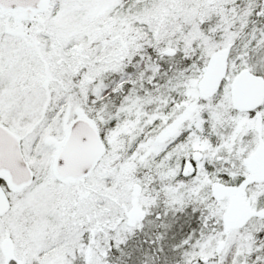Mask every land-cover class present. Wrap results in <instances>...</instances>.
Wrapping results in <instances>:
<instances>
[{
  "label": "snow or ice",
  "instance_id": "obj_1",
  "mask_svg": "<svg viewBox=\"0 0 264 264\" xmlns=\"http://www.w3.org/2000/svg\"><path fill=\"white\" fill-rule=\"evenodd\" d=\"M0 264H264V0H0Z\"/></svg>",
  "mask_w": 264,
  "mask_h": 264
}]
</instances>
